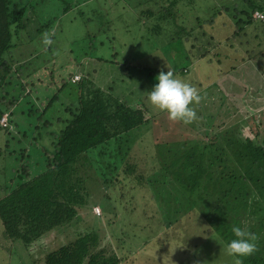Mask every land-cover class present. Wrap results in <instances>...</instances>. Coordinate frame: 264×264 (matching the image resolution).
Listing matches in <instances>:
<instances>
[{"label":"trees","instance_id":"1","mask_svg":"<svg viewBox=\"0 0 264 264\" xmlns=\"http://www.w3.org/2000/svg\"><path fill=\"white\" fill-rule=\"evenodd\" d=\"M127 1L111 0L106 6L100 0H0V148L3 160L11 156L15 162L0 170L5 173L0 178L2 237L27 250L26 257H18L21 264H135L144 258L134 250L139 244L123 230L142 224L144 216L132 220L116 202L126 192L141 194L146 187L159 209L161 230L154 232L155 241L177 243L185 232L188 238L182 242L189 252L199 257L197 242L203 251H212L199 264H213L218 256L217 264H235L224 251L235 225L255 236V251L240 257V264H264V89L252 85L254 78L264 84V20L252 16L256 10L264 14V0H138L135 11ZM118 5L121 10L115 14ZM130 13L134 19L129 21ZM67 17L71 26L80 23L81 30L64 47L67 29L61 23ZM118 18L127 29V23H138L159 48L167 43L171 54L184 51L191 62L201 58L203 68L214 64V83L210 77L200 81L198 73L189 83L197 85L201 96L192 123L168 121L147 99L154 74L167 70L117 61L111 24ZM46 32L52 43L44 46L40 40ZM104 45L113 52L97 56L96 49ZM24 46L32 49L18 59L13 50ZM38 49L43 56L35 62L41 56ZM57 52L66 57V62L58 60L60 83L48 65L57 60ZM79 57L78 70L73 65ZM174 58L168 60L169 70L188 82V68ZM104 62L118 69L100 85L95 74ZM39 66L49 74L45 86L32 78ZM233 72L241 78V73L252 74L243 80L247 87L240 93L258 91L259 105L242 109L225 100L235 95L225 77ZM14 78L19 79L16 95L11 94L14 87L7 89ZM26 85L46 100L36 97L37 105L24 100L27 114L37 113L28 132L14 119L19 98L31 94L24 93ZM231 106L234 114L227 113ZM25 138L28 147L21 146ZM146 140L151 141L153 163L137 172L135 162L147 159ZM102 148H109L112 157L121 153V159L105 151L102 155ZM117 183L114 203L111 188ZM188 214L196 217L195 226L168 234Z\"/></svg>","mask_w":264,"mask_h":264},{"label":"rangeland","instance_id":"2","mask_svg":"<svg viewBox=\"0 0 264 264\" xmlns=\"http://www.w3.org/2000/svg\"><path fill=\"white\" fill-rule=\"evenodd\" d=\"M136 1L138 0H130L125 2L126 5L129 7V5H131L132 9L135 11V8L137 6ZM203 4H207V3H211L214 0H201ZM220 3H231L233 0H217ZM230 1V2H229ZM100 2L102 3V5H111V0L109 1H104V0H100ZM218 3V4H220ZM120 5H118L117 8H115V14H117L120 11ZM68 14V13H67ZM65 14V15H67ZM64 15V16H65ZM131 16L126 17L129 21L132 20V18L134 19V14L130 13ZM226 20H229V16L224 15ZM81 19V18H79ZM115 19V16H114ZM119 20L116 19L114 20V23L111 24V28L115 27V31H114V37H115V47H114V51L116 52V59L118 60H125L127 62L130 63H136L139 64L140 66H143L145 68L147 67H152V68H156L159 70H167L171 67L170 62L168 61L169 59H171L173 56L175 57L174 59H177L178 61L175 60V63L179 62V63H184L185 66L188 68L187 73H185V77L188 80V83H192L193 81H195V77L194 74L198 73L197 76L200 78V81L204 82L203 80L209 78V81L211 79V83H214L216 77L214 76V72H215V66L213 63H209V65H207L205 63V68L202 67L203 63V59L199 58V60L193 61L191 62L187 55H185L184 51H181V54L179 55V53L176 55V53H172L171 54V50L169 48V46L166 44H162L159 48V45H156L157 41L154 39V37H152L151 35L149 36V32H141L139 29L140 27H138V23L136 22H132V23H127L128 24V29L126 28L125 24L121 27L120 26V22L121 21H117ZM61 25L63 26V28H66L67 30L64 32L63 36V43H64V47L66 46L67 41L66 40H70L73 37L78 36L80 33H78L81 30V24L80 23H76L73 24V26H71V24L68 21V17L65 18L63 20V22L61 23ZM147 26V24L145 25ZM142 34L145 37H142ZM148 35V36H147ZM216 38L219 37V33L216 34ZM57 39V38H56ZM40 42H42V40H40ZM68 44V43H67ZM32 48H29L27 46L24 47H18L15 48L13 50V54L15 55V57H17L18 59H25L27 57L28 52L31 50ZM61 50V49H60ZM37 51H39L38 53L41 54V56L35 60V62H37L38 60H41V57L43 56L41 49H38ZM60 52V51H58ZM56 53L57 55V60H53L52 63H48V65L53 66V68L56 70V72L54 73L55 76V80L59 82V78L61 77L60 71H61V65L59 64L60 62L58 60H64L66 62V57L61 58V53ZM68 52V50H67ZM113 52V50L111 49V47L109 45H104V46H100L96 49L95 54L97 56L102 55V56H106V55H110ZM88 52L86 53V57L88 56ZM69 56V53H68ZM92 59H94V57H91ZM80 57L79 59H76L75 63L73 66H75L76 69H78L76 65H81L83 61H80ZM198 61V62H197ZM73 62V61H71ZM70 62V63H71ZM191 62V64L189 63ZM81 63V64H79ZM181 63V64H182ZM199 63V64H198ZM86 65V64H85ZM239 65V64H238ZM34 66V65H33ZM72 66V68H73ZM31 68H33L32 66H30ZM209 67V69L207 68ZM40 66L39 68L36 69L37 72H35V74H32V78L38 83L39 86H45V80L49 79V74L48 71H44L43 69H41ZM118 69V66L114 65V64H107V63H99L97 66V72L95 74L96 76V82L100 85H103L106 82H109L110 77H111V72ZM79 70V69H78ZM213 71V73H212ZM240 71V70H239ZM44 72V73H43ZM70 72V69L67 71ZM250 72V71H249ZM247 72L246 74L241 73V75L248 77V75H250L248 78H251V73ZM239 73V72H238ZM238 73L233 72V73H228V76L226 78V84L228 83L230 86H232L231 90H234L235 95H232L233 97H225V100L227 101L230 100L234 103V105H238L240 107L246 108V109H252L255 106L259 105V101L261 99V96H258V91L254 92V90H251L249 92H241V90L246 86V84L244 85V79L247 80V78L243 77H239L237 76ZM157 73L154 74V77L156 76ZM248 74V75H247ZM38 75L41 77L42 80L44 81H40L37 80ZM113 75H115V72L113 73ZM179 76H181V74H175V77L178 78ZM154 77H152V79H154ZM212 77V78H211ZM195 78V79H194ZM231 78V79H229ZM217 80V79H216ZM208 81V82H209ZM254 82L252 83L253 86H256V88L258 89H264V84L262 82H257L258 80L254 78L253 80ZM17 82H19V79L17 80V78H14L11 80V84H9L7 86V89L10 90L11 87H14L13 90H11V94L16 95L17 91H18V85H14L17 84ZM236 83V86L233 84ZM244 85V87H243ZM38 86V87H39ZM226 86V85H225ZM229 86V87H230ZM194 88L196 87L197 89V85L193 86ZM42 88V87H41ZM228 88V87H227ZM144 89V88H143ZM142 89V90H143ZM198 89H201V87H198ZM29 90V92L27 91ZM32 89L26 85V89L24 90V93L28 92L31 93ZM229 90V88H228ZM230 91V90H229ZM263 93V92H261ZM27 95V94H25ZM39 99V101L45 100L44 98V94H35L34 92L31 94H28L27 98H19V106H18V113H15V121H17V124H20V128L19 129H24L26 132H28L31 129V123L34 120V117L37 115V113H31L30 115L27 114V107L29 105L26 106V102H24L25 99H27L26 101L32 100L36 105H37V98ZM201 97V96H200ZM44 103H46V100L44 101ZM194 111H196L195 108H197V103H194L192 105H190ZM230 108V106H227ZM154 108V107H153ZM234 109L236 110L235 106H231V111H227V113H233L234 114ZM155 110V108H154ZM157 110V109H156ZM239 112H241L239 110ZM225 113V112H224ZM163 118H167V115H164ZM168 119V118H167ZM169 121V119H168ZM30 123V124H29ZM16 124V125H17ZM30 125V126H29ZM30 128V129H29ZM30 134V133H28ZM140 135V134H139ZM136 136L133 138H137L139 137ZM164 134H161V136H163ZM19 136V134L17 135V137ZM133 138H131V140L129 139V142L133 140ZM139 139V138H137ZM143 139V138H142ZM142 139L139 141L142 144L144 143V141H142ZM125 141V140H124ZM128 141V140H127ZM151 142V141H150ZM149 142V143H150ZM3 143V137L0 136V144ZM148 140L145 141V151L147 152V159L145 161H136L135 163L138 165L136 166V171L140 172L142 171V169L144 170L147 166H150L153 163V160L149 157H151V150L153 151L152 146L150 148H148ZM15 141L12 140L11 141V145H14ZM21 146L22 147H28V142L27 139H23L21 141ZM124 147V146H123ZM113 148L116 149V146L113 145ZM102 155L104 154V151L107 152V156L110 158H116L117 160L120 158L122 154L120 153L118 156L115 155L112 157V155L114 153L109 151V148H102ZM142 151V150H140ZM2 153H3V147L0 148V170L3 172L5 170V166L7 164V166H9L10 164L8 163V161L12 164L15 163L13 158H11V156H6V160H3L4 158L2 157ZM100 156V155H99ZM36 157V156H35ZM3 158V159H2ZM101 158V157H100ZM36 160V159H35ZM94 160V159H93ZM132 161V160H131ZM14 166V165H13ZM5 175V173H3ZM3 174L0 172V178L3 176ZM130 183H128L126 185V189H128ZM120 184H116V186L112 187V200H114V203L116 202V198L119 196V189L117 187H119ZM145 190H141V194L140 192L138 193H134L133 191L131 192H126L127 194L124 197H121L120 201L116 202V205H118V209L122 210L124 209V211L128 212V217H130L132 220L136 219V217L138 216H144V222L141 223H137V224H133L127 226L124 230H123V234H130L131 235V239L134 243L139 244V247H135L134 250L137 251V253L140 255V258H144V259H140V261H137V259L135 260V264H199L198 260H201L203 257L207 256L209 258V254L212 252L211 250L208 251H203L204 249H202V243L199 244V242H197L196 244V252L198 251L199 253V257L196 256L195 253L189 252L187 247V244L184 243L185 242V238H188L187 234L184 232V234L180 237L179 241H177V243H169L167 245V243H164L163 240L160 241H155L154 240V232L157 231L159 232L161 230V227L159 225H157V217L159 216V209L156 205V202L154 201V199L151 198V191L150 189H146V187H144ZM126 189L124 191H126ZM115 205V204H114ZM117 207V206H116ZM146 210L147 213H142L143 210ZM98 209L95 208L94 211H97ZM99 211V210H98ZM154 213V215H152ZM152 215L150 218H147V216ZM184 219L181 221L182 223L178 224L175 223L174 227L173 225L170 226V230L168 231V234H173L175 235L176 230H181L184 229L186 227L192 228L195 226L196 224V217L193 215L188 214L187 216L183 217ZM147 222H149L148 226H147ZM124 224V223H123ZM149 225H151V227H149ZM200 225V223L198 224ZM198 234L192 236V237H197ZM149 237V239H147ZM145 240H149V241H145ZM182 240H184V242H182ZM148 242V243H147ZM201 242V240H200ZM147 243V244H146ZM160 244V245H158ZM185 244V245H184ZM192 247V248H195ZM24 249V247H22L19 242H13V243H9L8 240L4 239L2 237V233H1V224H0V264H21V260H19L18 257H26L25 255L27 254V250ZM219 255V254H217ZM146 257H149L151 260H145ZM219 259H221V257L218 256ZM219 259L217 260L216 257H214V263H218ZM211 260H209V264ZM206 264V263H204Z\"/></svg>","mask_w":264,"mask_h":264},{"label":"clouds","instance_id":"3","mask_svg":"<svg viewBox=\"0 0 264 264\" xmlns=\"http://www.w3.org/2000/svg\"><path fill=\"white\" fill-rule=\"evenodd\" d=\"M49 33L42 36V44H51ZM155 83L147 93L149 103L157 110L165 112L171 121L190 124L197 119L196 112L190 106L199 102L200 95L196 88L188 82L176 78L173 73L159 71L154 77ZM232 239L225 244L224 251L228 256L235 258V264H240V257H245L255 251V236L248 229L232 226Z\"/></svg>","mask_w":264,"mask_h":264},{"label":"built area","instance_id":"4","mask_svg":"<svg viewBox=\"0 0 264 264\" xmlns=\"http://www.w3.org/2000/svg\"><path fill=\"white\" fill-rule=\"evenodd\" d=\"M252 16L253 17H255V18H260L261 20H264V14L262 13V12H260V11H254L253 13H252ZM97 208V207H96ZM98 209V208H97ZM96 212H98V210L96 211Z\"/></svg>","mask_w":264,"mask_h":264}]
</instances>
